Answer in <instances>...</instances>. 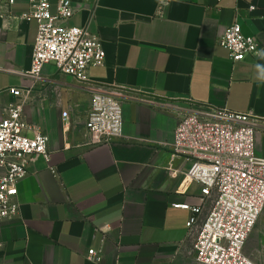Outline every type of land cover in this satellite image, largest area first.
<instances>
[{"label": "crops", "instance_id": "obj_1", "mask_svg": "<svg viewBox=\"0 0 264 264\" xmlns=\"http://www.w3.org/2000/svg\"><path fill=\"white\" fill-rule=\"evenodd\" d=\"M72 1L67 23L87 27L107 52L88 83L53 64L29 74L37 22L0 19V117L18 101L11 88L30 89L25 119L50 136L52 154L51 164L30 161L19 216L0 219V264H200L191 212L175 205L199 204L202 186L185 178L191 162L173 155L174 132L190 111H211L189 98L264 119V0ZM49 2L56 13L58 0ZM29 5L16 0L11 10ZM235 22L258 37V55L234 62L218 44ZM94 92L122 100L124 134L108 144L89 142ZM256 142L264 157L263 129ZM90 249L100 263L88 259Z\"/></svg>", "mask_w": 264, "mask_h": 264}, {"label": "built area", "instance_id": "obj_2", "mask_svg": "<svg viewBox=\"0 0 264 264\" xmlns=\"http://www.w3.org/2000/svg\"><path fill=\"white\" fill-rule=\"evenodd\" d=\"M15 1L0 0V19L15 17L38 24L29 74L40 76L46 64H53L60 73L88 83L89 69L105 65L107 52L102 39L87 27L67 23L75 12L72 0H58L56 13H52L49 0H29L26 12L14 13L11 6ZM256 8L250 6L251 10ZM218 44L234 62L260 52L258 37L245 34L238 22L225 29ZM10 91L18 101L9 105L5 116L0 117V219L19 216L18 184L29 174L30 161L37 156L49 164L52 161L50 136L25 119L24 102L31 90L14 87ZM164 98L170 102L180 100ZM187 101L192 106L211 109L192 110L185 115L173 140V155L191 162L186 180L202 186L199 204L175 205L191 212L187 227L190 232L196 229V260L200 264H264V246L259 261L245 252L250 235L264 222V157L256 151V136L260 129L264 130V119L250 112L215 109L192 98ZM86 128L92 145L121 138L122 100L114 94L94 92ZM50 168L58 175L55 167ZM207 203L210 208L201 221ZM88 259L100 263L102 255L90 249Z\"/></svg>", "mask_w": 264, "mask_h": 264}, {"label": "rangeland", "instance_id": "obj_3", "mask_svg": "<svg viewBox=\"0 0 264 264\" xmlns=\"http://www.w3.org/2000/svg\"><path fill=\"white\" fill-rule=\"evenodd\" d=\"M264 246V222H260L257 227L254 229L252 234L250 235L246 246H245V252L254 257L257 258L258 261L261 258V250Z\"/></svg>", "mask_w": 264, "mask_h": 264}]
</instances>
